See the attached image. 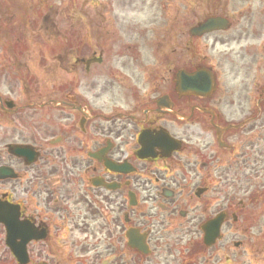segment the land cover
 <instances>
[{
  "label": "flooded vegetation",
  "instance_id": "flooded-vegetation-1",
  "mask_svg": "<svg viewBox=\"0 0 264 264\" xmlns=\"http://www.w3.org/2000/svg\"><path fill=\"white\" fill-rule=\"evenodd\" d=\"M189 1L166 55L124 28L58 53V82L0 71L20 77L0 80V264H243L264 244L227 237L264 216V0Z\"/></svg>",
  "mask_w": 264,
  "mask_h": 264
},
{
  "label": "rangeland",
  "instance_id": "rangeland-1",
  "mask_svg": "<svg viewBox=\"0 0 264 264\" xmlns=\"http://www.w3.org/2000/svg\"><path fill=\"white\" fill-rule=\"evenodd\" d=\"M70 1L20 0L23 4L25 3L26 9H15V13L10 9V4L7 3L9 0H0V5L1 3L3 4L0 11H4L6 14L9 11H13L12 14H14V19H10L14 25L6 24L9 21L6 19V16L0 20V71H7L6 74L12 71L16 75L17 73L25 74L26 70L28 74H37L40 71L41 73L48 72V78L45 81L42 75L39 77L34 75L32 76L34 80H28L29 83H33L38 79L39 82L37 83L58 82V77H61L62 74V71H58L56 68V55L58 53H65L72 48L87 47L90 38H92V43L93 41L97 43L95 45H112L116 43L113 40L114 33H121L124 28H130V30L137 28L141 30L140 36H143L146 41L151 39L152 28H156L159 39L158 49L161 56L166 55L167 53H164L173 46L175 50L179 49L180 40L185 37L184 35L181 37L175 32L180 28L178 24L182 23L186 26V23H188L190 25L200 17L199 12L193 10L194 3L190 1V4L186 3L188 0H115L112 4H108L110 9L106 5L108 10L103 9L100 3L96 4V0H74L75 9L80 10L77 15L90 13L91 17L89 19L81 18V22H77L75 27L69 29L70 22L67 10L70 6ZM229 1H234L235 3L232 8L238 7L237 0ZM191 4L193 5L191 6ZM185 5L188 8L184 11ZM56 6L60 7V11H63V13L59 12L55 15L54 10ZM48 7H51V9H48ZM100 13L103 15V20H101V16L95 15ZM46 14L51 18L52 25L50 21L42 20L46 19L47 16L42 18ZM0 17H2L1 12ZM22 18L27 20V26L21 24ZM171 23H174L175 26H172ZM171 28H173L175 33L173 31L170 32ZM111 29H114V31L107 34L108 30ZM167 35H173L174 37H168ZM172 38L175 41L172 42L173 45L170 41ZM122 42L125 41L121 40ZM179 54L181 52L176 51V56ZM171 55L173 54L171 53ZM29 69L33 71H28ZM52 71L53 73H51ZM30 76L28 75V77ZM18 78L20 77L12 79L8 75L2 76L0 79L1 86L4 87V90H6L5 87L7 85L16 87ZM254 216L256 217V228L254 230L238 234L230 232L227 234V237L237 241L244 240V243L252 240L254 236L259 241L264 240V216L262 213ZM239 250L242 252V255L238 259L242 257L240 260L243 264H264V244L252 247L249 242ZM239 250L236 252L238 253Z\"/></svg>",
  "mask_w": 264,
  "mask_h": 264
}]
</instances>
